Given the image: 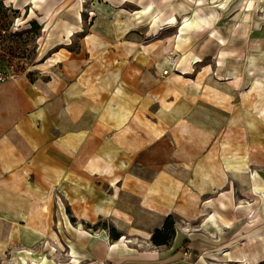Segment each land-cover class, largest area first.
<instances>
[{"label": "crops", "instance_id": "crops-1", "mask_svg": "<svg viewBox=\"0 0 264 264\" xmlns=\"http://www.w3.org/2000/svg\"><path fill=\"white\" fill-rule=\"evenodd\" d=\"M90 1L0 0L49 31L38 77L0 80V264H62L64 227L78 264H264V50L237 58L264 0Z\"/></svg>", "mask_w": 264, "mask_h": 264}, {"label": "rangeland", "instance_id": "rangeland-1", "mask_svg": "<svg viewBox=\"0 0 264 264\" xmlns=\"http://www.w3.org/2000/svg\"><path fill=\"white\" fill-rule=\"evenodd\" d=\"M75 1L79 3V9L82 11V16H81L82 20L84 21L90 20L89 15L91 14L87 11L86 8L90 6L91 1L90 0H75ZM187 1L193 2L194 0H187ZM8 10L9 11H7L6 8L0 9V72H3V75L8 76L9 78L14 76L25 75L28 76L29 79L34 80L39 76L36 71V69H38L37 65H39L42 56L39 53L40 51L42 52L43 50V46L45 45L49 36V31L45 28V26L42 29L41 28L39 29L38 27L31 28L29 24L30 21L23 20L26 18L27 15L26 11L27 10L28 12L30 11V7L29 9H22V10H15L12 8H8ZM13 11H17V13L20 14V16L14 19L16 14H13L12 13ZM38 18H40V16L37 14V19ZM31 21L35 22L36 20L35 21L31 20ZM254 37L255 39H251V40L247 39L244 41H239L240 43L239 52H238L239 55L237 57L238 63L256 64L262 61L260 55H262V52L264 50V40L258 39V35H255ZM150 39L151 36L150 37L146 36V38L142 39V42L143 43L148 42L150 41ZM203 44L206 45L205 43ZM204 45L201 46V49L206 50V46ZM207 53H208L207 56H203L202 59L203 62L205 61L210 62L214 66H220L224 63V60L220 58V56L218 58L216 55H210L211 54L210 52ZM248 53L249 55H247ZM255 76H258V73H255ZM237 202L239 205L242 204L246 205L248 204L247 202L249 201L245 202L244 200L240 199ZM58 207H59V211L61 213H64L63 211L66 207L61 203L58 204ZM262 218L263 217L260 216V220ZM55 219L60 224H63L62 219H65L66 221V217H64V214L61 215L60 213L57 212L55 215ZM254 219H257V217ZM242 223L243 221L242 222L240 221L239 224L242 225ZM73 224L75 229L79 233H83L82 231L86 230L84 225L78 222H74ZM67 228L68 227H66V229ZM66 229L65 227L61 228V230H63L61 234L63 236L64 241H66L67 238L69 242L70 241L69 232L68 230L66 232ZM86 232L89 233V235L96 237L99 236L100 234L99 230L97 229L86 230ZM68 242H66V244L69 246ZM66 244H64L62 248V253H60V255L58 256L57 261H61L62 264H78L76 260H74L71 257L70 248L66 246ZM46 245L47 247H45L43 251L39 252L40 259L38 258L36 259L32 257L31 260L28 262V264H47V262L53 263L50 257H54V255L57 254L56 247H54L53 243H50V245L49 244ZM3 264H18V263H16L15 260L13 261L7 259Z\"/></svg>", "mask_w": 264, "mask_h": 264}, {"label": "trees", "instance_id": "trees-1", "mask_svg": "<svg viewBox=\"0 0 264 264\" xmlns=\"http://www.w3.org/2000/svg\"><path fill=\"white\" fill-rule=\"evenodd\" d=\"M3 8H6L7 11H9L7 7H5L3 4L0 3V9H3ZM12 13L16 14L14 19L20 16V14H18L17 11H13ZM29 24L31 28L32 27H36V28L38 27L39 29L41 28L36 22H33V21L29 22ZM0 73L3 74V72H0ZM4 77H7V76H4ZM173 225H174L173 218L171 216H168L164 221L163 227L160 230H155L152 233V236H151L152 244L155 246L167 245L172 240V237L174 235ZM87 229L90 230L91 228L88 227ZM110 233H112L113 238L115 240L119 239V235L114 234L113 228H110Z\"/></svg>", "mask_w": 264, "mask_h": 264}, {"label": "built area", "instance_id": "built-area-1", "mask_svg": "<svg viewBox=\"0 0 264 264\" xmlns=\"http://www.w3.org/2000/svg\"><path fill=\"white\" fill-rule=\"evenodd\" d=\"M166 73H167V71H164L162 74L164 75V74H166ZM5 78H6V77H4L3 74L0 73V80L5 79Z\"/></svg>", "mask_w": 264, "mask_h": 264}]
</instances>
